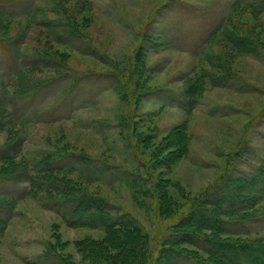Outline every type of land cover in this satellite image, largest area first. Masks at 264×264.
I'll return each instance as SVG.
<instances>
[{
	"label": "rangeland",
	"instance_id": "1",
	"mask_svg": "<svg viewBox=\"0 0 264 264\" xmlns=\"http://www.w3.org/2000/svg\"><path fill=\"white\" fill-rule=\"evenodd\" d=\"M237 1L0 0V11L7 14L0 18V99L3 90L14 88L22 63L32 64L38 56L43 64L32 70L33 78L59 74L47 64L67 67L80 78L73 84L51 81L29 97L8 100L28 123L13 125L0 113V148L13 144V153L0 155L12 157L0 164V176L16 169L14 179L22 172L33 174L38 161L55 160L60 152L89 156L93 165L85 175L98 181L88 182L77 172L54 177L68 180L75 194L104 197L121 213L137 217L153 247L173 222L156 211L159 191L169 194L178 211L222 177L256 176L264 166V12L255 14L247 6L253 0H242L233 11ZM232 12L235 31L253 39L261 54H238L222 35L207 42ZM210 46L214 69L203 60L211 57ZM94 50L100 55H92ZM45 54L49 59L40 60ZM132 59L137 63L130 71ZM227 67L236 76L227 85L201 80L205 69L216 74ZM193 83L202 95L190 111L181 92ZM132 110L135 136L128 130ZM72 164L69 169L78 167ZM125 176L135 178L137 187L142 186L139 178H149V198L135 194ZM15 180H0V194L12 198L8 208L0 209L5 221L0 264L109 263L101 257L108 251L103 247L117 234L70 227L58 211L64 208L51 204L56 200L40 191L29 195V183ZM251 199H256L251 210L257 217L235 226L242 234L234 238L264 242V195Z\"/></svg>",
	"mask_w": 264,
	"mask_h": 264
},
{
	"label": "trees",
	"instance_id": "2",
	"mask_svg": "<svg viewBox=\"0 0 264 264\" xmlns=\"http://www.w3.org/2000/svg\"><path fill=\"white\" fill-rule=\"evenodd\" d=\"M241 1L235 2L233 11L237 10L235 8L239 7V2ZM247 4L255 14L264 12V0H253ZM39 9L40 7L35 9L34 14ZM232 14L233 12L229 14L227 20L219 25V28L211 33L207 42L211 45L216 36L222 35L231 49L238 54L255 57L257 54H261L259 45L253 39L235 31L236 28L232 26ZM4 15H7L6 11H0V18ZM71 32L75 37L83 39L80 34ZM146 39L147 35L143 36L142 40L145 41ZM86 45H88L87 42ZM210 48L211 57L205 56L203 60L214 69L215 53L212 52V46ZM198 50L197 54L200 53ZM94 53L96 57L100 55L96 50H94L92 55ZM203 55L204 52L199 54V56ZM48 57L49 55L45 54L40 57V60L46 61L49 59ZM36 59H31L34 60L32 64L22 63V66L14 74V88L2 91L4 98L0 99V113L6 116L13 125L25 126L28 121L26 122L24 118L19 119L16 116V109L11 107L12 105H10L8 100L29 97L41 91L51 81L69 80L73 84V82H77L80 79L79 73H74L67 67H62L61 70L58 68L59 64L45 65L53 73H59L51 79L40 80L33 78L30 76L33 73L32 70H38L42 67L40 64H43L40 63L41 61L38 63ZM51 61L57 62L53 59ZM134 62L135 60L132 59L131 65L129 64L130 71L135 67L133 65ZM136 63L137 59L135 65ZM62 65L68 66L65 63H62ZM130 73L133 77V73ZM73 74L76 77L72 76ZM132 77H130V81L133 82ZM111 78H113V75H111ZM114 78L115 81L120 82L117 77ZM235 78L236 76L231 73L228 67L216 74L214 70L205 69L201 75L202 81L215 87L218 85L222 86L223 83L227 85L229 80H234ZM118 94H121V92H118ZM181 95L185 98V102L190 103L191 108L187 109L191 111L198 104V99L202 95V88L198 83H193L187 86L181 92ZM182 107L185 108L183 105ZM133 119L134 110L128 113L127 121L129 134L135 136L137 128ZM12 148V143H6L0 148V155L1 153H13ZM57 156L55 160L51 158L50 160L41 159L36 163L33 174L27 175L22 172L15 179L29 183L30 189L26 192L29 195L40 191L50 195L51 200H56L51 201V204L64 208V212H61L62 210L58 211L70 227H87L117 234L115 242L106 244V247L103 245V248L105 250L108 249V251H104L105 253L103 252L101 257L105 256V260L109 262H107L108 264H264L263 241H243L240 238H234L242 234L241 231L235 230V226L244 224L257 217V212L251 210V206L254 205L256 199H251V196L254 194H257V196L264 195V166L257 170L258 174L254 177H222L219 183L207 190L201 197L193 199L187 206H183L178 211L173 210L169 194H163L162 191H159L154 199L156 201L159 198L156 203V211H158L157 213L160 216H164L167 220L173 222L162 233L157 247H153L150 246L151 238L146 227L137 217L131 213H121L104 197L81 192L75 194L74 186L68 180H58L60 173L77 172L82 179L88 182L98 181L92 176H86L84 172V170L89 169L93 165L92 158L64 152H60ZM11 158V156H5L4 158L0 156V164L4 161H10ZM67 159L69 161L63 164ZM72 163H76L78 167L69 169L73 165ZM143 166L148 174L152 176L149 173L150 168L148 165L143 163ZM16 173H18V169L9 177L0 176V180L5 182L15 180L13 177ZM53 173L59 174L54 177ZM41 174H44V177ZM125 178H127L128 187L135 194H142L141 196L144 200L149 198L148 195L151 194V186L148 187L151 182L149 178L141 179L138 177L142 184L140 187L136 186V183L139 182L135 178H130V176H125ZM17 182L19 181L15 180V183ZM259 182H261L262 186H258ZM155 189H158V185L155 186ZM53 195H58L59 198L54 199ZM10 198L0 194V209L4 210L9 207L8 205L12 203V198ZM144 200L142 203H144ZM4 228L5 221L0 215V236ZM61 262L66 264L64 260H61Z\"/></svg>",
	"mask_w": 264,
	"mask_h": 264
}]
</instances>
